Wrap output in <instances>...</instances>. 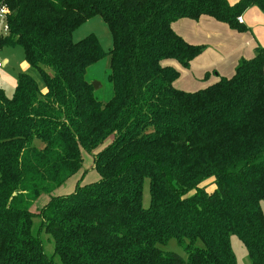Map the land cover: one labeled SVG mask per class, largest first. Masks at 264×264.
Listing matches in <instances>:
<instances>
[{
    "label": "trees",
    "instance_id": "obj_1",
    "mask_svg": "<svg viewBox=\"0 0 264 264\" xmlns=\"http://www.w3.org/2000/svg\"><path fill=\"white\" fill-rule=\"evenodd\" d=\"M7 34L30 73L12 98L0 91V264H264V47L230 78L198 91L173 83L202 52L171 28L213 18L237 32L264 0H0ZM99 17L112 46L73 32ZM109 57L112 94L99 102L85 75ZM38 77L39 82L35 79ZM206 76V75H205ZM93 153L96 183L50 195ZM148 180L149 205L142 206ZM211 187L212 190H208ZM49 196L38 214L30 208ZM175 240L184 257L165 249Z\"/></svg>",
    "mask_w": 264,
    "mask_h": 264
},
{
    "label": "rangeland",
    "instance_id": "obj_2",
    "mask_svg": "<svg viewBox=\"0 0 264 264\" xmlns=\"http://www.w3.org/2000/svg\"><path fill=\"white\" fill-rule=\"evenodd\" d=\"M93 35L99 41L102 50L107 53L112 46L111 35L107 26L102 22L99 17H93L82 25H80L72 34L73 42L80 41L85 37ZM7 61L6 65L0 68V91L4 93L7 98H12L15 91L16 79L18 74L30 73L34 76L33 71L27 68V64L24 60L23 51L20 47H6L0 46V62ZM109 57L104 55V57L99 60L96 64L89 67L86 71L85 79L91 85L96 84L94 90V95L99 102L105 103L111 97L112 90L111 85L108 82L109 74ZM35 77V76H34ZM38 82V77L35 78ZM199 88L194 91L201 90ZM183 91V90H182ZM190 91V92H194ZM82 155V165L80 170L73 175L64 184L58 187L50 196L55 198H63L74 193L76 187H84L92 183H96L99 180V175L94 169L93 164V153L81 151ZM208 190H212L208 187ZM149 192H148V180L143 182L142 188V206L147 208L149 205ZM49 196L40 195L37 201L30 208L31 212L38 214L43 206L48 202ZM260 208L264 216V199L260 202ZM40 219L35 217L33 219L32 231L38 236L41 241L42 249L48 258H51L54 262L59 264L56 256H54V246L52 239L46 235L44 232L39 230ZM231 250L236 258L237 264H249L247 253L242 243L238 240L236 236L230 237ZM165 249L167 251H172L182 257L184 253L180 247L177 246L175 240H170Z\"/></svg>",
    "mask_w": 264,
    "mask_h": 264
},
{
    "label": "crops",
    "instance_id": "obj_3",
    "mask_svg": "<svg viewBox=\"0 0 264 264\" xmlns=\"http://www.w3.org/2000/svg\"><path fill=\"white\" fill-rule=\"evenodd\" d=\"M227 1L234 4L239 0ZM239 18V24L245 28L241 32L207 16L196 21L182 19L172 23V30L185 42L203 47L188 68L170 62L179 72V78L173 83L176 89L190 92L206 88L218 77L230 78L239 61L253 58L257 49L264 47V13L251 7ZM6 63L1 61V67Z\"/></svg>",
    "mask_w": 264,
    "mask_h": 264
},
{
    "label": "built area",
    "instance_id": "obj_4",
    "mask_svg": "<svg viewBox=\"0 0 264 264\" xmlns=\"http://www.w3.org/2000/svg\"><path fill=\"white\" fill-rule=\"evenodd\" d=\"M6 15H7V10L5 6L0 7V36H4L7 34L8 27L6 24ZM238 23H241V19L238 17L237 18ZM0 68H1V62H0Z\"/></svg>",
    "mask_w": 264,
    "mask_h": 264
},
{
    "label": "water",
    "instance_id": "obj_5",
    "mask_svg": "<svg viewBox=\"0 0 264 264\" xmlns=\"http://www.w3.org/2000/svg\"><path fill=\"white\" fill-rule=\"evenodd\" d=\"M92 88L93 89H95L96 88V84L94 83V84H92Z\"/></svg>",
    "mask_w": 264,
    "mask_h": 264
}]
</instances>
